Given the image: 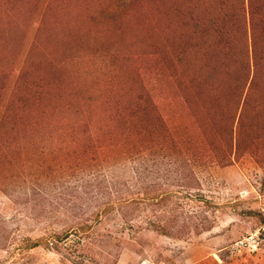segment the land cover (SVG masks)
<instances>
[{"label": "rangeland", "instance_id": "obj_1", "mask_svg": "<svg viewBox=\"0 0 264 264\" xmlns=\"http://www.w3.org/2000/svg\"><path fill=\"white\" fill-rule=\"evenodd\" d=\"M263 229L264 0H0V264H264Z\"/></svg>", "mask_w": 264, "mask_h": 264}, {"label": "trees", "instance_id": "obj_2", "mask_svg": "<svg viewBox=\"0 0 264 264\" xmlns=\"http://www.w3.org/2000/svg\"><path fill=\"white\" fill-rule=\"evenodd\" d=\"M255 7H256V9H258V8L261 7V4L258 5V6H255ZM252 14H253L254 17H255V14H257V16H258L259 11L254 10V12ZM248 48H249V50H248ZM246 50H248V51H247L246 56H245L246 60L244 61L243 64H244L245 70L249 71V77H250V71L252 72V70H253V73H255V70H257V62L255 63V65H252V60L253 59H250V56H249L250 52L249 51L251 50V52H253L254 55H258V50L259 49H258V47L255 44H252V45H248ZM247 75H248V73H247ZM191 97L194 98L193 101L194 100L196 101V105L194 107H193V105L191 103V100L188 97L185 96V98L182 99V104L184 105L185 102H187V106L189 107V105H190L191 113L192 112L195 113L194 115H195V120H196L197 127H196V125L194 123L191 126L194 127L197 130L198 129H200L201 131L202 130L203 131L206 130V132L213 134V137L215 136L216 138L214 137L215 139H213L212 142L216 145L217 148H219L220 150H223V152H224L223 155H219V159H215L217 157L213 156L212 154H209V155H206V156L200 155V156H196V159L193 162L197 165L198 164V160H199V162H200L199 164H201V159L203 158L205 160V162H206L205 164H207V165H212V164H215V163L218 164V165H221V166L228 165L229 163L232 162L231 151H232V147H233V137L228 140L224 136L223 141L226 142L227 147L226 146L223 147L224 144L223 145L221 144L222 141H221V136L220 135L223 136V134L226 131V128H224V133H223V131H221L222 130L221 129V130L218 131V133L214 134V132H213L214 122H211V120L212 121L214 120L213 114H212V117L209 116V115H206V113L208 112L207 110H209L211 112V108L214 105L212 104V107H211V105H210L211 102L210 103L201 104L200 95L197 94V93H195L194 96H191ZM200 109H201V111H200ZM200 112H204V113H200ZM194 115H192V116H194ZM207 128H208V130H207ZM199 166H202V165H199ZM69 233L70 232L68 230L67 234H69ZM263 233H264V229H263ZM33 246H37V243H33Z\"/></svg>", "mask_w": 264, "mask_h": 264}]
</instances>
